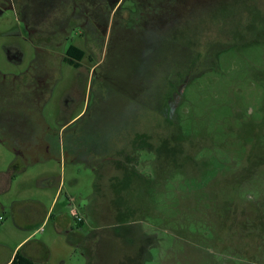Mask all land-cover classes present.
Instances as JSON below:
<instances>
[{
  "label": "rangeland",
  "instance_id": "374dc122",
  "mask_svg": "<svg viewBox=\"0 0 264 264\" xmlns=\"http://www.w3.org/2000/svg\"><path fill=\"white\" fill-rule=\"evenodd\" d=\"M134 10L102 6L107 112L60 132L53 159L15 170L0 147V172L13 170L0 264L18 248L36 264H264V0H168L147 27ZM100 145L105 173L134 145L115 179L78 154Z\"/></svg>",
  "mask_w": 264,
  "mask_h": 264
},
{
  "label": "flooded vegetation",
  "instance_id": "af4514ba",
  "mask_svg": "<svg viewBox=\"0 0 264 264\" xmlns=\"http://www.w3.org/2000/svg\"><path fill=\"white\" fill-rule=\"evenodd\" d=\"M101 1L104 4L105 0ZM133 1L135 10L128 18L142 27L169 17L165 12L168 0ZM102 3L0 0V147L12 154L11 166L15 170L18 163L39 160L38 156L57 157L60 132L74 129L75 124L93 114L107 112L103 88H98L107 80V72L102 68L103 61L96 60L103 41ZM17 38L28 46L29 53ZM65 74L67 83L61 85ZM57 90L60 95L54 100ZM77 109L78 113L71 117ZM46 113L55 117L53 125L47 121ZM78 141L81 140L71 138L70 144ZM101 148L102 145L79 148L78 154L87 155L85 163L97 169V175L109 174L115 179L123 160L133 155L134 145L131 152L115 151V162L110 165L114 169L107 173L104 169L109 165L98 156Z\"/></svg>",
  "mask_w": 264,
  "mask_h": 264
},
{
  "label": "crops",
  "instance_id": "0c3cea01",
  "mask_svg": "<svg viewBox=\"0 0 264 264\" xmlns=\"http://www.w3.org/2000/svg\"><path fill=\"white\" fill-rule=\"evenodd\" d=\"M12 174H13V170L11 169L9 172H0V178H1V181L3 180V187L4 188H7V186H9V184H10V182H11V180H12ZM2 177H3V179H2ZM45 179H43V181H44ZM35 202V204L38 206L39 204H41L42 202H40L39 200H36V201H34ZM0 207H1V204H0ZM50 212V209L49 210H46V207L44 208V211H43V217H42V220L45 222L46 221V219L47 218H49V217H51V214L49 213ZM74 218V217H73ZM30 236V235H29ZM29 236H27V237H25L21 242H19V244L18 245H20L21 243H23V241H25ZM18 245L16 246V248L18 247ZM41 247H43L44 245L43 244H41L40 245ZM19 249V248H18ZM17 249V250H18ZM15 252H16V250H14L11 254H10V256L8 257V259L5 261V262H3V263H1V264H7L12 258H13V256H14V254H15ZM23 254H25L26 256H28V257H30L33 261H35V258H34V255L32 254V250H29V251H26V252H24ZM36 263V262H35Z\"/></svg>",
  "mask_w": 264,
  "mask_h": 264
},
{
  "label": "trees",
  "instance_id": "16d2710c",
  "mask_svg": "<svg viewBox=\"0 0 264 264\" xmlns=\"http://www.w3.org/2000/svg\"><path fill=\"white\" fill-rule=\"evenodd\" d=\"M77 222L79 225H81L83 220L80 221L77 220ZM7 264H36V263L30 257L23 254V252H21L19 248L18 250H16L13 258Z\"/></svg>",
  "mask_w": 264,
  "mask_h": 264
},
{
  "label": "built area",
  "instance_id": "2783aa9c",
  "mask_svg": "<svg viewBox=\"0 0 264 264\" xmlns=\"http://www.w3.org/2000/svg\"><path fill=\"white\" fill-rule=\"evenodd\" d=\"M72 216L75 218L76 217V220L80 221L82 220L79 216H77L76 212L75 211H72Z\"/></svg>",
  "mask_w": 264,
  "mask_h": 264
}]
</instances>
